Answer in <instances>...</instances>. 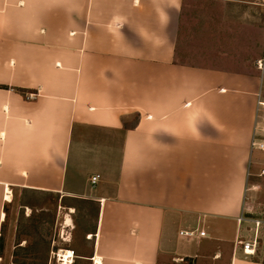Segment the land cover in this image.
Segmentation results:
<instances>
[{"label":"crops","instance_id":"0c3cea01","mask_svg":"<svg viewBox=\"0 0 264 264\" xmlns=\"http://www.w3.org/2000/svg\"><path fill=\"white\" fill-rule=\"evenodd\" d=\"M182 3L0 0V258L18 223L4 204L34 192L92 207L91 263L264 264L236 244L264 54L254 73L177 61ZM98 132L121 135L108 171L99 146L83 148ZM195 228L205 235H179Z\"/></svg>","mask_w":264,"mask_h":264},{"label":"rangeland","instance_id":"374dc122","mask_svg":"<svg viewBox=\"0 0 264 264\" xmlns=\"http://www.w3.org/2000/svg\"><path fill=\"white\" fill-rule=\"evenodd\" d=\"M263 54L264 0H183L176 40L177 61L254 73L260 72L262 68ZM88 136L95 142L85 143L83 148L99 146L104 156L101 168L104 171L112 169L118 160L121 135L98 132ZM254 158L257 163L247 184L242 216L248 221H264V174H260L264 168V152L254 149ZM59 195L25 192L21 193L18 205L4 204L7 216L17 217L18 223L11 240L13 249L10 253L3 252L0 264H59L52 255L59 248L75 250L76 258L72 264H92L89 260L91 243H82V238H86L83 229L92 222L93 209L80 202L61 200ZM2 200L1 194L0 205ZM72 204L76 206L71 210L68 205ZM67 215L75 227L72 238L63 242L61 236L63 233L66 236V232L62 230L68 231L71 227H65ZM241 224L238 238L249 237L253 232V224ZM6 225H3L2 231ZM1 234L4 235V231ZM21 239L26 241L22 247L19 245ZM263 248L264 223L259 227L256 250L261 252ZM51 251L54 253L51 254ZM210 261L211 258H169L162 264H212Z\"/></svg>","mask_w":264,"mask_h":264},{"label":"built area","instance_id":"2783aa9c","mask_svg":"<svg viewBox=\"0 0 264 264\" xmlns=\"http://www.w3.org/2000/svg\"><path fill=\"white\" fill-rule=\"evenodd\" d=\"M259 67L261 66V63H258ZM29 96H33V94H29ZM251 148L257 149L261 152H264V89H261L258 95L257 100V108L255 113V124L253 129V136L251 139ZM260 174H264V168L261 170ZM100 175L94 174L89 177V182L91 185H95L97 181L99 180ZM238 222H251L253 224V232L249 237L247 238H238L236 239V244H238L242 252L245 255L254 254L257 250L258 246V232L259 227L264 223V221L255 219V220H249L244 218L242 215L238 218ZM179 235L185 238H194L195 236H204L205 231L204 230H197L195 229H188V230H180ZM61 239H65V237L61 236ZM70 251V256H65L64 254L59 255V253H55L54 256L56 257V261L59 264H71L73 262L74 253L73 250H65L63 252ZM66 258L68 260H66ZM92 264H101L100 262L96 261V258L91 257Z\"/></svg>","mask_w":264,"mask_h":264},{"label":"bare ground","instance_id":"6f19581e","mask_svg":"<svg viewBox=\"0 0 264 264\" xmlns=\"http://www.w3.org/2000/svg\"><path fill=\"white\" fill-rule=\"evenodd\" d=\"M8 191H6V192L8 193ZM5 199L6 200L9 199V195L8 194L5 195ZM3 216H4V212H1V217H3ZM67 222L68 223L70 222V219L69 218H67ZM61 254H64L65 256H70L71 255L70 251H67V252L60 251L59 252V255L61 256ZM66 260H68V259L66 258ZM96 261L99 262V258H97Z\"/></svg>","mask_w":264,"mask_h":264},{"label":"trees","instance_id":"16d2710c","mask_svg":"<svg viewBox=\"0 0 264 264\" xmlns=\"http://www.w3.org/2000/svg\"><path fill=\"white\" fill-rule=\"evenodd\" d=\"M23 206H28L27 204H22ZM30 217V216H29ZM2 244H3V237L2 235L0 236V256H1V247H2Z\"/></svg>","mask_w":264,"mask_h":264}]
</instances>
